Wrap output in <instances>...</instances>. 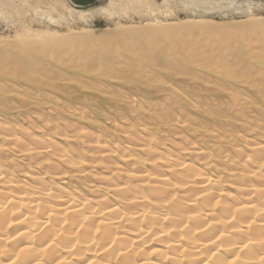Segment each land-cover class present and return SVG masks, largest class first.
Returning a JSON list of instances; mask_svg holds the SVG:
<instances>
[{
    "label": "bare ground",
    "instance_id": "6f19581e",
    "mask_svg": "<svg viewBox=\"0 0 264 264\" xmlns=\"http://www.w3.org/2000/svg\"><path fill=\"white\" fill-rule=\"evenodd\" d=\"M29 1L0 0L14 33L0 34V264H264V32L247 41L235 28L218 37L241 48L190 53L195 38L175 23L117 24L101 37L131 48L173 38L170 65L134 64L106 82L64 43L80 62L32 81L23 99L6 76L66 40L34 29L54 18ZM155 74L170 83L149 84Z\"/></svg>",
    "mask_w": 264,
    "mask_h": 264
},
{
    "label": "rangeland",
    "instance_id": "374dc122",
    "mask_svg": "<svg viewBox=\"0 0 264 264\" xmlns=\"http://www.w3.org/2000/svg\"><path fill=\"white\" fill-rule=\"evenodd\" d=\"M52 1H29L38 10L39 15L54 18L52 21L44 18L40 20V25L34 24L33 27L42 30L49 26L51 30L59 32L63 38L66 37V40H62L61 45L56 47L55 51L49 52L41 63H34L29 59H25L22 68L16 74L6 76V81L10 84H16V91L14 92H20L19 95L12 93L16 97L24 99V87L29 89L33 85H30L32 81L62 74L69 75L72 72L69 66H74L80 61L77 60L71 64L66 60V58L71 57L68 56L71 53L65 55L62 52L64 43V45H68L67 48L74 46L75 52H81L82 59L94 60L93 72L101 75L106 82L108 81L107 76H110L112 70H129L135 67L134 64H141L147 68H151V65L155 62L170 65L172 56L167 60L162 58L161 55L170 53L169 51L177 46L173 38L165 43V46L158 45L156 48H148L144 43L142 48L128 47L127 45H134V40L125 44L118 41L104 40L101 37L103 34L119 30L117 24H120V27L123 28L126 26H143L149 20L160 21L163 24L175 23V25L181 26L176 34L180 33L184 37L190 35L195 38V46L192 40L188 42L190 47H187V50L190 53L196 51H206L214 54H217L216 52L227 53L242 46H238L237 38L220 41L219 35H228L235 32L237 36L243 30L244 38L249 41L256 33H261L260 35L263 36L262 32H264V0H135L130 3L127 0H114L118 3L124 2L125 11H121V16L115 9L105 11L102 9L113 0H54L56 3L51 7ZM37 3L39 4L37 5ZM36 6L42 7L39 10ZM52 8L54 10H51ZM256 21L260 22L259 27H254ZM42 26H45V28H42ZM235 28H239V32L233 31ZM84 30L88 31L92 38L78 37L74 39L76 34H82ZM3 33L10 36L14 34L8 30L6 23L0 20V34ZM69 33L73 34V37ZM171 33L170 31L169 34ZM173 36H175V33ZM152 37L158 39L161 36H155L154 34ZM49 64L53 66L45 68ZM161 71L165 72L167 70ZM112 80L114 81V79ZM154 82H166L168 85L170 83L169 76L155 74L153 81L149 84ZM137 88L141 89L139 85ZM172 92L180 98H185L177 84H173ZM103 94H109L110 98L114 96L110 92ZM25 98L29 102L33 101L29 96ZM103 126L112 131L110 125L104 124ZM38 128L42 129L41 127ZM91 180L94 179L91 178Z\"/></svg>",
    "mask_w": 264,
    "mask_h": 264
}]
</instances>
